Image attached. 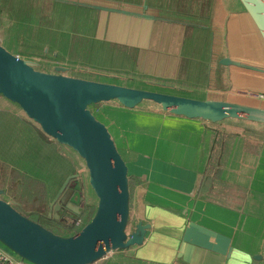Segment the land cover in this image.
I'll return each mask as SVG.
<instances>
[{
    "label": "crops",
    "instance_id": "obj_1",
    "mask_svg": "<svg viewBox=\"0 0 264 264\" xmlns=\"http://www.w3.org/2000/svg\"><path fill=\"white\" fill-rule=\"evenodd\" d=\"M160 1L171 7L164 11L182 5L198 9L213 29L227 36L236 29L235 17L245 13L238 0H226L222 26H217L218 0ZM216 39L221 40L217 32ZM260 40L258 45L264 47ZM222 58L236 61L222 55L217 60L221 71L235 69L264 77L246 68L220 65ZM217 101L262 108L246 101ZM104 113L120 119L121 127L106 128L133 178L127 230L132 233L142 223L146 231L140 245L113 251L98 264H264L263 126L251 125L257 132L246 135L247 127L239 128L234 131L238 137L226 132L238 123L202 142L181 117L138 109ZM70 150L45 135L17 104L0 95V199L25 216L49 219V227L63 232L81 226L82 201L79 214L65 217L60 208L62 196L54 199L71 176L88 177L85 165L72 158ZM68 196L72 198V192Z\"/></svg>",
    "mask_w": 264,
    "mask_h": 264
},
{
    "label": "rangeland",
    "instance_id": "obj_2",
    "mask_svg": "<svg viewBox=\"0 0 264 264\" xmlns=\"http://www.w3.org/2000/svg\"><path fill=\"white\" fill-rule=\"evenodd\" d=\"M116 1L124 0H0V45L49 74L101 78L109 84L198 100L246 101L264 109L263 75L221 71L217 65L226 55L264 69L261 36L247 11L235 17L236 29L227 36L190 6H175L169 12L164 8L170 6L160 0ZM225 4L226 0L217 1V26H222ZM74 38L82 41L74 43ZM81 45L88 48L87 55L78 50ZM89 109L110 131L121 127L120 119L100 107ZM74 193L68 201L72 208H64L65 217L73 215V207L79 208L78 190ZM82 195L97 204L91 189Z\"/></svg>",
    "mask_w": 264,
    "mask_h": 264
},
{
    "label": "water",
    "instance_id": "obj_3",
    "mask_svg": "<svg viewBox=\"0 0 264 264\" xmlns=\"http://www.w3.org/2000/svg\"><path fill=\"white\" fill-rule=\"evenodd\" d=\"M253 20L264 42V0H238ZM219 64L263 73L264 69L222 58ZM0 95L17 104L39 130L70 148L83 161L88 185L97 199L96 211L78 233L62 237L19 213L0 199V244L32 264H92L117 250L140 245L146 226L129 233L128 169L106 126L90 106L117 115L138 109L160 116H177L202 142L212 140L243 121L264 124V109L224 101L198 100L109 83L49 74L9 53L0 45ZM79 174L58 191L60 208H72ZM70 180H77L69 185ZM79 197V198H80ZM66 198V199H65ZM68 202V203H67ZM78 208V205H77ZM74 214L79 211L73 207ZM56 210V209H55ZM76 210V211H75Z\"/></svg>",
    "mask_w": 264,
    "mask_h": 264
},
{
    "label": "trees",
    "instance_id": "obj_4",
    "mask_svg": "<svg viewBox=\"0 0 264 264\" xmlns=\"http://www.w3.org/2000/svg\"><path fill=\"white\" fill-rule=\"evenodd\" d=\"M64 32H66V31H64ZM75 33L76 34L77 33L79 34V32H75ZM78 41H82V40H77V38H74L73 39V42L74 43L75 42H78ZM75 48H76V44H75ZM78 50L81 51L83 54H86L87 55L88 48L85 45H81ZM72 77H76V78H80V79H86V80H91V81H97V82L107 83L105 80H103L101 78L88 79V78L81 77V76H72ZM251 125H260V126H263L264 127V124H260V123H256V122H250V121H243V122H240L235 128H233V129H227L226 132H232L233 133V136L238 137L239 134H236L234 131L237 130V129H239V128H242V127H247L246 130H245V132H244L245 133L244 135H246V134H253L254 132L256 133L257 131L255 129L254 130L251 129ZM244 135H242V136H244ZM77 157H79V156L76 154V158ZM79 179H80V182H79L80 183V187H81L82 193L84 194V191L86 192L88 189H90V187L88 185V177L86 175L80 174ZM132 180H133V178L128 176V189L129 190H130L131 185H132ZM96 206H97V204L95 206L93 204H91L89 202V198L86 197V195H84L83 196V200L81 202V208H80V214H79L80 219L82 221L81 226L80 227H77V228L73 227L71 230L66 231V232L57 230V229H55L53 227H49V225H48V221H50L49 219H36V217L30 218L28 216H26V217L28 219L32 220L33 222L38 223L39 225H41L45 229L51 231L55 235H59V236H62V237H68V236H72V235L76 234L77 232H79L84 227V225H86L87 223H89L91 221V219L93 218V216L95 214ZM58 223L59 222H57V224Z\"/></svg>",
    "mask_w": 264,
    "mask_h": 264
},
{
    "label": "built area",
    "instance_id": "obj_5",
    "mask_svg": "<svg viewBox=\"0 0 264 264\" xmlns=\"http://www.w3.org/2000/svg\"><path fill=\"white\" fill-rule=\"evenodd\" d=\"M0 264H32L26 260H23L13 254L11 251L6 249L0 244ZM92 264H98V262H94Z\"/></svg>",
    "mask_w": 264,
    "mask_h": 264
},
{
    "label": "flooded vegetation",
    "instance_id": "obj_6",
    "mask_svg": "<svg viewBox=\"0 0 264 264\" xmlns=\"http://www.w3.org/2000/svg\"><path fill=\"white\" fill-rule=\"evenodd\" d=\"M74 192H75V191H74ZM75 194H76V193H74L73 196H75ZM73 196H72V197H73Z\"/></svg>",
    "mask_w": 264,
    "mask_h": 264
}]
</instances>
